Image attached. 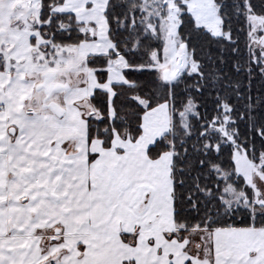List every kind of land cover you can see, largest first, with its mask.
Listing matches in <instances>:
<instances>
[{"label":"snow or ice","instance_id":"snow-or-ice-1","mask_svg":"<svg viewBox=\"0 0 264 264\" xmlns=\"http://www.w3.org/2000/svg\"><path fill=\"white\" fill-rule=\"evenodd\" d=\"M0 264H264V0H0Z\"/></svg>","mask_w":264,"mask_h":264}]
</instances>
